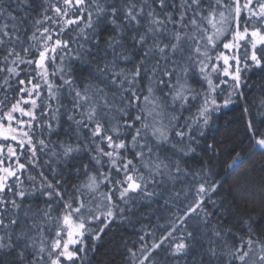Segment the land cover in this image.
<instances>
[{"label":"snow or ice","instance_id":"6c2138e0","mask_svg":"<svg viewBox=\"0 0 264 264\" xmlns=\"http://www.w3.org/2000/svg\"><path fill=\"white\" fill-rule=\"evenodd\" d=\"M252 5L0 0V264H93L105 237L122 264H264V228L231 212L264 182L211 134L264 71Z\"/></svg>","mask_w":264,"mask_h":264},{"label":"trees","instance_id":"16d2710c","mask_svg":"<svg viewBox=\"0 0 264 264\" xmlns=\"http://www.w3.org/2000/svg\"><path fill=\"white\" fill-rule=\"evenodd\" d=\"M253 8L258 9V6H254ZM242 17L247 18L245 11L242 12ZM260 47L262 46H257V49L259 50ZM248 51L250 54V45H248ZM257 54L258 56L261 55L259 51H257ZM247 75L248 86L243 88L245 98L237 99L234 96L233 103L220 108L215 115V127L211 130V134L223 145L221 156L217 159L221 163L226 164L229 159L228 153L232 149L236 151L243 150L242 155L247 153V156L240 171H254L255 180L257 184H260L264 182V155L260 151H248L252 141L250 133L246 128V123L248 120H251L257 128L264 130V71L253 68ZM225 79L228 78L225 77ZM222 87L226 86L222 85ZM245 107L249 109L247 114L243 111ZM194 166L196 165L194 164ZM220 174L223 180L226 181L223 194L230 201L231 198L228 197L227 190L229 185L234 181V175L230 177L223 171ZM231 212L234 221L241 217H251L258 231L264 228V200L259 197V194L247 203L237 200L232 205ZM240 235L244 236L245 233L241 231ZM116 236L118 238L119 234L117 233ZM109 241L110 237H105L100 242V246L94 254L93 264H122L120 254L116 252L114 245ZM233 242L238 244L239 240ZM254 250L258 254V245H254ZM188 261L190 264L191 257L188 258ZM169 264H172L171 258H169ZM180 264H184V261L181 260Z\"/></svg>","mask_w":264,"mask_h":264},{"label":"flooded vegetation","instance_id":"af4514ba","mask_svg":"<svg viewBox=\"0 0 264 264\" xmlns=\"http://www.w3.org/2000/svg\"><path fill=\"white\" fill-rule=\"evenodd\" d=\"M254 6H258V0H253V5H252V7H254ZM259 46V45H258ZM22 179H23V177H22Z\"/></svg>","mask_w":264,"mask_h":264},{"label":"rangeland","instance_id":"374dc122","mask_svg":"<svg viewBox=\"0 0 264 264\" xmlns=\"http://www.w3.org/2000/svg\"><path fill=\"white\" fill-rule=\"evenodd\" d=\"M240 2H241V4H243V3H245L246 2V0H240ZM245 12H246V10H245ZM247 13V12H246ZM225 79V78H224Z\"/></svg>","mask_w":264,"mask_h":264}]
</instances>
